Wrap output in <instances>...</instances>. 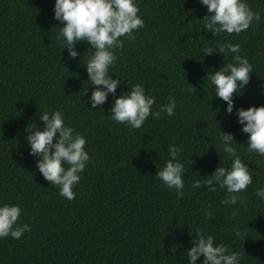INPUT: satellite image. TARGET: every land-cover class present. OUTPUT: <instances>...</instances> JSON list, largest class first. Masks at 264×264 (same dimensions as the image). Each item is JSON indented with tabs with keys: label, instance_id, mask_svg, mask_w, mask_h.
<instances>
[{
	"label": "trees",
	"instance_id": "obj_1",
	"mask_svg": "<svg viewBox=\"0 0 264 264\" xmlns=\"http://www.w3.org/2000/svg\"><path fill=\"white\" fill-rule=\"evenodd\" d=\"M246 2L259 21L238 34L214 35L200 0H138L144 26L113 50L110 75L121 79L116 95L140 83L156 99L153 110L169 96L177 106L174 115H150L133 129L110 119L111 94L91 108L96 86L83 63L92 50L81 40L79 55L68 56L54 0H0V203L19 204L18 223L31 225L18 240L0 238V264H187L197 228L240 252V264H264V200L255 195L264 186V156L247 150L236 116L237 107L264 104V0ZM224 42L238 43L253 66L243 94H233L231 114L207 74L233 54L202 51ZM53 110L86 137L90 154L71 200L43 178L26 146L27 127H42L39 111ZM220 129L233 134L253 175L235 205L220 203L229 195L223 189L192 187L222 160L230 166L231 157L219 152ZM173 144L182 147L186 169L182 197L155 178ZM205 211L213 215L206 218Z\"/></svg>",
	"mask_w": 264,
	"mask_h": 264
},
{
	"label": "clouds",
	"instance_id": "obj_2",
	"mask_svg": "<svg viewBox=\"0 0 264 264\" xmlns=\"http://www.w3.org/2000/svg\"><path fill=\"white\" fill-rule=\"evenodd\" d=\"M200 3L211 13L204 19L206 28L214 35L221 32L238 34L247 30L253 21L258 22L260 19L259 12L253 11L246 0H200ZM139 12L138 0H54L53 7L54 19L63 25L59 27L60 37L68 56L74 59L79 55L75 44L81 40L89 45L87 50H92L87 62L83 63L89 84L96 86L88 97L91 108L103 105L111 94L114 99L111 102L110 119L133 129L142 127L150 115H174L177 106L175 97L169 96L166 104H160L153 110L156 99L140 83L133 84L127 92L116 95L121 79L110 75L113 73L110 72V67L117 60L113 50L123 47L121 37L134 39L135 31L144 26ZM202 51L207 54L218 51L224 57L228 53L233 54L232 62L207 74L210 84L214 86L215 96L226 102L225 111L231 114L234 107L233 94H243L253 66L246 56L239 54L238 43H217ZM88 92L89 87L85 93ZM39 114L43 126L35 127L32 124L30 128L27 127L26 146L29 155L37 157L35 164L43 178L57 186L61 196L71 200L75 196L73 188L80 181L81 173L90 160V154L85 148L86 137L66 124L65 117L59 110L39 111ZM236 116L237 122L242 126L241 131L247 134V150L264 156V104L237 107ZM218 139L222 144V151L219 152L231 157L230 166L225 167L222 160V164L211 175H206L203 180H194L192 187L198 189L203 184L211 192L223 189L229 195L220 203L235 205L240 199L238 194L252 183L253 175L233 146V134L220 129ZM181 151L182 147L170 145L169 158L155 174V178L168 189L175 190L177 197L184 195L186 176L184 164L179 159ZM255 195L264 200V186L258 187ZM21 213L19 204L0 203V238L10 236L18 240L25 232L31 231L30 224L18 223ZM212 215L210 211H205L206 218ZM234 231L236 236L241 235L239 229ZM193 233L195 238L190 240L191 247L186 250L187 264H197L201 256L203 259L200 264H240V252L229 250L226 244L216 243L213 235L205 234L200 228Z\"/></svg>",
	"mask_w": 264,
	"mask_h": 264
}]
</instances>
